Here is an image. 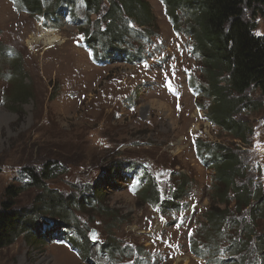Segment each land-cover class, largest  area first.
Returning <instances> with one entry per match:
<instances>
[{
    "label": "rangeland",
    "instance_id": "374dc122",
    "mask_svg": "<svg viewBox=\"0 0 264 264\" xmlns=\"http://www.w3.org/2000/svg\"><path fill=\"white\" fill-rule=\"evenodd\" d=\"M146 2L156 34L146 49H152L156 61L150 59L145 67L126 63L96 67L81 46L83 33L76 23L86 16L81 2L72 17L48 23L44 15H28L23 0H0V11L4 8L0 12V210L12 204V210L22 215L37 213V200L45 195L33 179L39 180L50 168L60 172L43 184L65 198L84 185L104 180L103 200L120 221L111 225L96 214L77 210L75 223L87 237L95 230L94 242L99 246L136 247L154 255V264H203L193 255L189 236L194 249L208 252L214 244L219 246L215 258H223L232 240L233 220L227 219L224 237L207 225L209 211L223 210L224 204L215 199V172L198 161L193 140L241 150L244 164L249 155L251 180L264 189V108L258 107L264 97L258 91L247 92L252 109L237 117L248 127L246 144L210 124L211 102L199 94L207 88L205 69L188 51L193 49L185 32L188 18L184 12L170 9L169 13L160 0ZM170 15L176 18L180 34ZM251 17L247 12L246 19ZM255 24V35L264 37V14ZM48 39L56 42L48 44ZM187 74L195 93L187 86ZM17 95L20 103L15 102ZM126 162L142 165L163 190L174 186L180 174L191 179L186 213L159 219L150 203L128 191V177L111 185L118 190L108 188L111 168ZM14 192L17 197L9 201L8 195ZM34 220L46 238L39 242L37 237L21 234L0 250V264H128L122 258L101 260L95 248L88 261L82 260L53 243L50 236L66 227L56 223V214L41 213ZM254 229L256 237L248 244L251 252L264 237V222ZM238 264L256 263L246 259Z\"/></svg>",
    "mask_w": 264,
    "mask_h": 264
},
{
    "label": "trees",
    "instance_id": "16d2710c",
    "mask_svg": "<svg viewBox=\"0 0 264 264\" xmlns=\"http://www.w3.org/2000/svg\"><path fill=\"white\" fill-rule=\"evenodd\" d=\"M79 1L84 3L86 14L83 20L76 19L84 35L82 47L89 52L96 65L126 63L136 66L144 62L148 55L146 47L156 35L146 0H23L30 15L48 16L54 22L55 19H62L67 11L75 15L74 7ZM165 4L169 13L170 9L173 12H184L183 17L188 18L189 24H186L185 32L191 37L193 48L200 53L205 69L207 88L203 95L211 102L207 121L246 144L248 127L246 123L237 120V117L244 110L252 109L253 102L247 92L258 91L264 97V37L255 35V20L264 14V0H165ZM247 12L252 13L251 20L246 19ZM93 16L98 18L93 21ZM170 17L174 27L180 32L174 20L176 18ZM222 76L224 77L221 78ZM30 97L28 91L27 98ZM15 102L20 103L19 95ZM258 107L264 108V104L258 103ZM200 145L203 153L201 157L205 160L203 166L212 168L215 172V199L224 204L223 210L209 211L207 225L212 226L218 236L224 237L225 231L222 230L226 229L227 219L230 218L233 220V235L227 247L228 258L241 255V260H264V237L259 238L257 249L253 252L248 245L256 237L254 225L264 222V189L261 184L257 186L251 180L249 155L244 164L245 154L240 153L241 150L203 141ZM76 152L77 150L74 154ZM136 167L131 162L115 164L110 170L112 182L108 188L118 190L116 185H111L127 177L126 172ZM49 170L48 173L44 171L39 180L33 179V183L40 184L45 195L44 199L37 200V213L22 215L12 210V204L3 205L0 210V250L11 246L21 234L37 237V241L42 242L46 236L36 228L34 216H40L41 213H48L50 216L56 214L59 226H66V230L75 227L82 236L77 240L81 247L79 256L88 261L92 245L86 239L85 231L75 223L76 211L85 210L96 214L98 218L109 220L111 225L120 221L103 200L105 181H93L65 198L45 188L43 182L48 181L54 172H60L59 169ZM114 173L117 174L113 178ZM192 188L193 181L180 174L169 200L162 203L163 210L168 212L176 209L182 200L188 198ZM78 192L80 194L77 195ZM16 197L14 192L8 195V200ZM137 198L144 203H161L152 183ZM245 210L249 211L247 218L244 217ZM231 211H234L232 217H228ZM59 228L50 236L52 240L63 235ZM113 238L116 239L115 235ZM73 245L77 244L73 242ZM218 247L211 244L209 248V253L214 258L219 252ZM103 251L109 253L111 258L126 255L125 249L119 244H107ZM194 253L202 255V252ZM205 255L207 254L204 253ZM224 259L215 258L212 263L230 264V260Z\"/></svg>",
    "mask_w": 264,
    "mask_h": 264
},
{
    "label": "bare ground",
    "instance_id": "6f19581e",
    "mask_svg": "<svg viewBox=\"0 0 264 264\" xmlns=\"http://www.w3.org/2000/svg\"><path fill=\"white\" fill-rule=\"evenodd\" d=\"M4 10V8H1V11H3ZM6 10V9H5ZM0 11V12H1ZM46 36H44L43 38H45ZM56 38V37H55ZM31 39V41H34V42H37L39 39H34V38H30ZM49 41V39L47 40V42ZM54 42H56V40H54V41H52V40H50L49 41V43L48 44H53ZM33 43V42H32Z\"/></svg>",
    "mask_w": 264,
    "mask_h": 264
},
{
    "label": "snow or ice",
    "instance_id": "6c2138e0",
    "mask_svg": "<svg viewBox=\"0 0 264 264\" xmlns=\"http://www.w3.org/2000/svg\"><path fill=\"white\" fill-rule=\"evenodd\" d=\"M173 67V69L175 68V66L173 65L172 66ZM185 71H187V70H185ZM175 76V72L173 71V77ZM169 86H171L170 84H169Z\"/></svg>",
    "mask_w": 264,
    "mask_h": 264
}]
</instances>
